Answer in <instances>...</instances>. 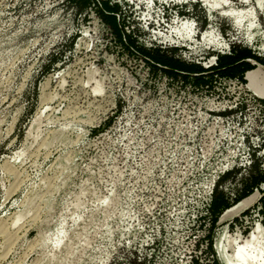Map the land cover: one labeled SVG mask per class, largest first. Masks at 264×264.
I'll list each match as a JSON object with an SVG mask.
<instances>
[{"label":"rangeland","instance_id":"rangeland-1","mask_svg":"<svg viewBox=\"0 0 264 264\" xmlns=\"http://www.w3.org/2000/svg\"><path fill=\"white\" fill-rule=\"evenodd\" d=\"M234 47L264 62V0H0V264H233L253 232L261 256L264 184L208 212L264 172V66L219 70Z\"/></svg>","mask_w":264,"mask_h":264},{"label":"trees","instance_id":"trees-1","mask_svg":"<svg viewBox=\"0 0 264 264\" xmlns=\"http://www.w3.org/2000/svg\"><path fill=\"white\" fill-rule=\"evenodd\" d=\"M77 1H80V3L83 6H87L89 5L91 0H77ZM100 4L102 5V8H103V11L99 14L100 18L108 26H110V28H112L114 34L116 35V37L118 38V41L121 44L130 46L132 48H135L142 54L151 56V58H153L156 64L163 65L166 68H168L169 72H167V74L169 76H173L174 72H184L186 74L193 73V74L198 75L196 76L197 78L195 79L196 85L201 86L204 84V77H202L204 75L202 74H204L206 70L203 67L199 65L198 66L181 65V64H178L177 62L175 63V61L165 56H159V55L146 53L144 49L136 45L135 41L131 40L128 35H125V33H123L122 31H119L117 27L116 18H115L116 16L114 15V13L117 11L116 7L109 6L107 1H101ZM103 12H107L108 13L107 16L109 17L105 16ZM122 38L126 39L127 42L123 43ZM238 50L239 49L234 47V50L231 53V55H225V56L218 58L217 68H219V70L221 69L225 71V73L229 72L231 69L241 68L242 73H243V71L246 72L252 69L251 65L246 63V59L254 58L255 60H260L259 57H256L254 54L252 55L249 52L245 54H248L250 57H243L242 52ZM260 61L262 62V65L264 66V62L262 60ZM239 78L240 80H243L242 75ZM250 171H251L250 172L251 174L245 180L243 189H241V191L237 193V195L234 197L232 204H230L228 200L224 198V196H218L216 193L217 191H215V194L212 196L211 203L209 204V210H208L209 215L211 216L210 219H211L212 224H216L220 215H222L225 210L230 208L231 205L233 206L234 204L238 203L242 199L249 197L255 189L260 190L261 185L264 184V172L260 169V166L257 162H255L252 165ZM260 202H261V206L258 212H261L264 216V192L262 193ZM262 225L264 226V221L262 222ZM211 244H212L211 240H209L210 248L212 247Z\"/></svg>","mask_w":264,"mask_h":264},{"label":"bare ground","instance_id":"bare-ground-1","mask_svg":"<svg viewBox=\"0 0 264 264\" xmlns=\"http://www.w3.org/2000/svg\"><path fill=\"white\" fill-rule=\"evenodd\" d=\"M247 77L250 82L249 86L252 87L253 84L252 73L249 72ZM98 88L99 87L97 86L93 88L94 93L98 92L99 90ZM75 206L77 207L78 203H76ZM20 218H21V214L17 213L12 223L16 224L18 220H20ZM262 231L264 232V229H262ZM257 237L258 236H256V233L253 232L246 240L244 239L241 240L236 238L235 244L237 245V249L234 250V254H233V257H235L236 260L235 263L233 264H264V252L261 251L260 253L261 256L259 254L256 255L253 252L254 249L258 248L259 242ZM222 262L225 263L224 260H222ZM227 264H231V263L229 262Z\"/></svg>","mask_w":264,"mask_h":264}]
</instances>
